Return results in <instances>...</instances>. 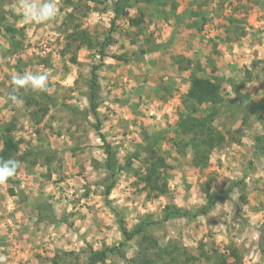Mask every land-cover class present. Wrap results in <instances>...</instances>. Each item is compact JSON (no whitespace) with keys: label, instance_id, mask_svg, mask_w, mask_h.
<instances>
[{"label":"rangeland","instance_id":"obj_1","mask_svg":"<svg viewBox=\"0 0 264 264\" xmlns=\"http://www.w3.org/2000/svg\"><path fill=\"white\" fill-rule=\"evenodd\" d=\"M66 1L56 0L59 15L54 22L25 25L13 11L16 0H0V132L14 122L15 137L22 141L16 157H25L16 175L0 184V264H52L50 257L60 250L75 251L79 256L76 263L84 264L91 250L115 246L117 250H108L106 264H131L129 258L136 254L139 236L125 241L121 219L128 229L145 220L152 222L147 232L163 245L182 243L196 255L203 246L215 260L233 246L242 254L240 264H264V247L259 243L264 221V155L259 151L264 146L260 107L264 104V0H223V4L222 0H174L178 7L164 6L165 13L152 3L129 8L134 17L142 9L144 22L135 28L127 17L116 19L110 34L115 42L107 48L108 56L97 71V118L85 111L90 108L92 69L100 57L85 46L77 49L76 44L65 52L68 31L64 21L73 10ZM72 1L77 5L73 20L103 41L114 18V0ZM85 5L92 8L86 11ZM198 8L207 13L201 31L187 26L196 18L190 13ZM231 16L237 19L234 25L245 31L234 38L241 33L234 27L229 35L233 40L226 31ZM10 26L15 32L7 30ZM19 28L23 34L17 32ZM186 36L194 39L193 46L184 41ZM149 39L171 42L143 55L140 47L148 48ZM15 41L21 45L15 47ZM111 55H124L128 62ZM178 55L200 61L205 68L200 74L222 83L225 101L218 106L213 124L241 140L215 148L205 169L192 166L190 148L179 152L168 140L183 107L179 74L190 72L182 70L186 59L179 58L180 63L174 59ZM25 70H48L49 89L22 92L23 103L13 105L8 101L10 78ZM246 70L256 79L247 82L237 96L228 79L239 81ZM156 86L166 99L158 96ZM43 94L54 100H44ZM110 95L126 107L112 104ZM37 102L48 107L40 121L32 115L40 106ZM257 106L258 112L254 110ZM98 121L120 164L142 140L144 128L168 131L161 148L171 166L170 198H147L136 177L124 170L118 172L110 196H105L113 177L103 166L106 145L94 128ZM43 150L47 153H38ZM139 163L134 160V166ZM207 186L217 193L231 186L232 190L205 215L163 220V208L169 202L193 210L207 205ZM42 205L53 212L55 221L39 220ZM215 249L220 252H213ZM201 260L199 264H212L204 257Z\"/></svg>","mask_w":264,"mask_h":264},{"label":"trees","instance_id":"obj_2","mask_svg":"<svg viewBox=\"0 0 264 264\" xmlns=\"http://www.w3.org/2000/svg\"><path fill=\"white\" fill-rule=\"evenodd\" d=\"M90 2H100L99 0H89ZM66 6L77 8V5L72 0L66 1ZM143 3H152L154 4L160 12L165 13L164 6L170 4L172 9L178 7L177 1L174 0H114L111 8L114 12V18L112 19V25L109 29L108 35L104 38L97 39L93 36L89 29L83 27V24L80 21H74L75 17L74 11L71 10L65 17L64 25L65 30L68 31L67 38L68 43L66 45L65 52L69 51L70 47L76 44V48L80 49L85 46L89 50H95L96 55H99L100 62L95 64L92 69V78L89 84V99H90V108L85 111V114L92 113L96 118L99 115L98 111V100L100 98L99 92V81H98V69L103 65L104 59L108 56L107 48L115 42L114 38L110 35L111 32L115 30L116 19L120 17H127V21L130 26L139 28L140 25L144 22L145 12L142 9H138V16H131L129 13V8L134 7L136 4ZM223 4V0H222ZM86 11L90 10L92 7L90 5H85ZM162 8V9H161ZM85 11L84 14L87 12ZM76 12V11H75ZM192 14V15H191ZM190 15L194 18L192 19L187 26L189 28H196L198 31L203 29L202 21L206 20L205 11L201 8H198L195 11H192ZM235 17H228V27L226 29L228 33V38L233 40L234 38H240L244 34V27L239 25H234ZM237 26V27H236ZM234 27L239 28L241 33L236 37L232 38L230 33ZM8 31L15 32V27H7ZM23 28H19L17 32L22 33ZM23 34V33H22ZM151 45L148 48L140 47V52L144 55L147 52L160 51L163 46L168 45L171 40L163 43L155 42L151 39L148 40ZM21 45L20 41H15L14 46L18 47ZM63 52V54H65ZM116 59H123L125 62H128V58L124 55H111ZM174 58L178 63L181 59H186V66H182V70L190 69L189 76V89L185 95L182 97L183 107L181 114L178 118V121L175 125L172 126L170 131L173 132V137H170L168 140L172 141L173 145L177 148L179 152H184L188 147L191 150L192 166L200 169H205L209 165L210 154L215 148H221L226 143H240V138L234 137L233 132L227 131L224 132L213 124L214 117L218 114V106L224 103L225 97L223 94L222 83L217 81L216 78L205 76L200 74L204 71V67L200 61H194V59L185 58L183 55L175 56ZM73 62H75L76 57H73ZM196 62V63H194ZM255 76L251 71L246 70V75L239 81L233 79H228V82L232 88V91L240 96L241 89L246 85L247 82L253 81ZM170 87V85H169ZM169 87H164L169 91ZM160 90H157V94L161 99H166L164 96L159 94ZM44 100L48 102L53 101V97L43 94ZM39 106L38 109H35L32 112L33 117H36L40 121L48 112L47 105L42 102H37ZM260 103L262 107V112H264V104ZM259 106V105H258ZM258 106L254 109L256 112ZM206 110V111H205ZM205 111V112H204ZM262 112L258 115L262 116ZM15 123H7L0 132V141L2 143V148L0 149V159H18L25 160L24 156H18L20 151V146L22 141L16 139L14 134ZM95 130L100 135V138L106 145L105 153L106 158L104 160L105 171L113 177V180L107 185L105 189V196L109 197L112 189L114 188L117 180V174L119 171H128L132 173L139 184L142 185V189L146 191L147 198H159L161 196L169 197L171 195V190L169 186L168 171L171 168L169 165L166 156L162 152L161 141L165 138L164 134L168 131L166 130H154L149 131L145 128L142 130V140L136 145L134 151L126 156L125 163L120 164L117 153L110 143L106 141L105 135L101 131V124L98 121L94 125ZM261 138H259L261 142ZM259 142V141H258ZM259 144V143H258ZM259 148V147H258ZM45 150V149H44ZM38 151L39 154H46L47 151ZM264 155V146L259 149ZM51 152V151H50ZM49 152V153H50ZM30 154V153H28ZM27 159V158H26ZM134 160H140L138 166H134ZM51 177V173H48ZM206 195L208 196V204L203 207H198L196 209H183L174 202H169L164 206V217L163 220L167 221L173 217H197L199 215L207 214L211 208L220 200L227 197L231 190L232 186L222 192H213L207 186L205 188ZM14 194V193H13ZM47 205H42L41 212L39 213V220H49L51 222L55 221V215L51 211L50 213L46 210ZM42 210L46 212L43 213ZM152 224L150 221L139 222L135 225L133 229H128L124 223V220H120V228L124 235L125 241H129L132 238L139 236L137 242L138 249L136 254L129 258L131 264H199L202 260V257L206 261H210L212 264H240L242 260V254L235 249V247H230L227 249V253H220L218 260H215L212 255L204 249L202 246L200 253L197 255L192 253L187 246L182 243H177L174 241H168L165 245L160 244L158 240L150 233L147 232V228ZM263 225L260 228L261 235L259 238V243L262 248L264 247V221ZM123 245V243H122ZM118 247H110L109 249L102 250H91L90 254L87 257V260L84 264H106V258L108 250L113 252L117 250ZM213 252L219 253L218 249L213 250ZM228 255L233 256L234 260L229 261ZM75 260H74V258ZM73 258V259H72ZM79 256L78 253L72 250H60L57 251L52 257H50V262L52 264H77ZM75 261V262H74Z\"/></svg>","mask_w":264,"mask_h":264},{"label":"clouds","instance_id":"obj_3","mask_svg":"<svg viewBox=\"0 0 264 264\" xmlns=\"http://www.w3.org/2000/svg\"><path fill=\"white\" fill-rule=\"evenodd\" d=\"M15 15L21 18L23 24H45L54 22L59 9L56 0H16L13 7ZM50 72L28 71L18 72L10 78L8 101L13 104L23 103L21 93H45L50 85ZM17 159H0V184L13 178L21 165Z\"/></svg>","mask_w":264,"mask_h":264},{"label":"crops","instance_id":"obj_4","mask_svg":"<svg viewBox=\"0 0 264 264\" xmlns=\"http://www.w3.org/2000/svg\"><path fill=\"white\" fill-rule=\"evenodd\" d=\"M189 35V34H188ZM163 38H165V37H163ZM184 41H187V43L188 44H190L191 46H193L192 44H194V39H191V37H189V36H186L185 38H184ZM190 72H186V71H183L182 73L180 72V74H179V76H180V78L182 79V82H181V85H182V88H181V95H185L186 93H187V91H188V89H189V86H190V83H189V74ZM183 77H186V78H183ZM184 80V81H183ZM114 87V86H113ZM110 88H111V86H110ZM115 88V87H114ZM155 89H157L158 90V86H156L155 87ZM116 89H114L113 91H115ZM110 98H112L111 99V102H112V104L114 103V104H117L118 105V107H120V108H124V107H126L125 105H120L119 106V104H118V102L115 100V98H114V95H110ZM118 130V129H117ZM115 131V130H114ZM116 132V131H115ZM260 227V226H259Z\"/></svg>","mask_w":264,"mask_h":264}]
</instances>
